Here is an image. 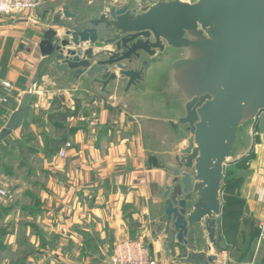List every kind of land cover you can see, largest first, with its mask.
I'll return each mask as SVG.
<instances>
[{
    "label": "water",
    "instance_id": "95a60500",
    "mask_svg": "<svg viewBox=\"0 0 264 264\" xmlns=\"http://www.w3.org/2000/svg\"><path fill=\"white\" fill-rule=\"evenodd\" d=\"M39 48L41 68L60 79L102 93L118 82L125 92L145 84L162 113L180 117L190 135L168 165L164 252L169 258L193 234L190 259L216 264L224 242L218 227L225 167L264 115V0H163L91 16L63 6ZM144 56L160 61L151 66ZM23 118V110L15 112L4 134Z\"/></svg>",
    "mask_w": 264,
    "mask_h": 264
},
{
    "label": "crops",
    "instance_id": "0c3cea01",
    "mask_svg": "<svg viewBox=\"0 0 264 264\" xmlns=\"http://www.w3.org/2000/svg\"><path fill=\"white\" fill-rule=\"evenodd\" d=\"M39 1L40 6L33 12L0 16V133L12 115L23 110L20 127L4 136V141L9 142L5 146L23 144L22 164L43 161L52 173L45 174L47 180L41 185L31 183L34 175L30 172L11 179L17 184L10 197L22 194L38 200L49 216L53 211H62L66 217L74 212V222H58L55 227H74V264L109 262L113 247L123 239L147 244L157 264L194 263L188 259L189 254L184 256L186 251L197 250L193 234L188 235V246L176 243L168 258L163 239L155 231L161 206L165 205V188L173 180L169 158L185 147L190 135L188 127L178 123L180 117L161 112L148 85L140 84L125 92L126 84L118 82L107 88L109 93H102L90 83H72L67 77L60 79L46 66L41 68L39 45L52 28L50 18L53 20L63 6L77 9L67 0ZM90 6L98 8L96 2ZM141 8L137 4L134 9ZM159 61L155 59L151 66ZM3 82L10 83L12 90L6 89ZM53 97L69 107L62 108L67 113L51 108ZM133 103L140 111L129 109ZM63 115L67 119H61ZM159 133L163 135L161 139ZM66 144L72 147L67 149ZM258 145L262 152L248 167L250 181L246 189L254 215L264 212L263 133ZM61 151H67L65 159L71 160L69 173L62 168L65 159ZM34 186L39 189L36 194ZM224 249L217 253L216 264H231L232 255Z\"/></svg>",
    "mask_w": 264,
    "mask_h": 264
},
{
    "label": "rangeland",
    "instance_id": "374dc122",
    "mask_svg": "<svg viewBox=\"0 0 264 264\" xmlns=\"http://www.w3.org/2000/svg\"><path fill=\"white\" fill-rule=\"evenodd\" d=\"M159 1L163 0H74V3L73 0H67V3L70 4V2H72L71 4H73L72 6L75 9L84 12L86 16H91L96 11L101 13L108 12L111 7L121 8L127 5L130 8H135L137 4L145 7L149 3L153 4ZM95 2L98 8L90 6ZM49 25H52L51 18L49 20ZM31 98L33 99L34 97L32 96ZM32 99H30V101ZM63 107L69 109V107L63 105L61 100H57L56 98L54 100L53 97L51 108L60 110L65 114L67 112L65 109H62ZM129 109L131 111H140V107H138L136 103L131 104ZM61 119H67V116L65 117L63 115ZM57 121L59 122V118H57ZM257 124L255 131L250 133L246 143L243 146L238 145L235 148V154L229 159L225 167V174L227 177L231 179L232 184L238 186L235 193L239 194L240 198L244 200L245 203L243 204L245 209L243 208L244 214L241 216L242 219L239 223L237 222V224H239V233L236 239V247L233 249L232 259L230 258L231 264L239 261V259H242L244 264H264V238L262 237L264 212L262 213L261 210L259 214H252L249 209L248 199L246 198V189L250 181L248 167L255 155L257 156L258 152H262V147H258V144L260 135L262 133L264 134V115H262ZM4 136L5 134L3 131L0 133V264H74V227L61 230L55 228L58 222H74V212L72 213L73 215L66 217L65 214H62V211L59 213L56 212L57 214L53 211L52 215L49 216V212L45 213L39 207L38 200L35 202L31 197L28 198L29 196L25 197L22 194L15 196L13 199L10 197L11 194H14L12 192L13 186L17 184L16 182L12 183L10 181L11 179L21 178L30 172L34 175L31 177L33 180L31 183L41 185L47 180L45 174L52 173V171H50V166L43 163V161H32L29 165L22 164L23 144L3 149L2 147H4L6 143H9L4 141ZM162 136L163 135L159 133L160 139ZM17 150L20 152L17 153ZM176 152L177 150L175 148V153ZM67 159L68 158L62 163V168L66 173H69V168L72 166L71 160ZM164 161H166V159H163V162ZM172 161L173 158L170 156L169 162L172 163ZM57 172L66 174L63 171ZM64 179L68 178L64 177ZM223 187L224 184L222 188ZM32 191L36 194L39 192V189L34 186ZM161 207L160 223L157 225L155 231L162 237L161 239H163L165 243L168 241V237L164 234L166 227L164 203ZM50 209H53V207ZM252 222L255 223L254 227L250 226ZM41 226H44L46 229ZM218 230L220 231V225ZM252 233H257V236L254 238L253 245L249 247V242L253 239L251 237ZM203 236L204 233H202V240L205 241L204 246L206 247L208 242ZM127 240L140 243L145 247V250L150 256L153 255L150 247L144 242L135 239H123L117 241L113 247L110 259L115 256L116 248L120 245L123 246L124 241ZM193 244H195V238H193ZM190 253V251H186L184 256L188 257ZM188 259L190 258L188 257ZM190 261L193 262L191 259ZM105 264H110V260L109 262H105Z\"/></svg>",
    "mask_w": 264,
    "mask_h": 264
},
{
    "label": "built area",
    "instance_id": "2783aa9c",
    "mask_svg": "<svg viewBox=\"0 0 264 264\" xmlns=\"http://www.w3.org/2000/svg\"><path fill=\"white\" fill-rule=\"evenodd\" d=\"M155 1V0H152ZM40 5L39 0H0V16H14L26 12H33ZM3 86L12 90L8 82H3ZM71 144H66V148H71ZM61 157L67 155V151H61ZM262 237L264 238V222L262 224ZM110 264H157V262L147 253L145 247L138 242L131 240L124 241V245L116 248L115 256L110 259Z\"/></svg>",
    "mask_w": 264,
    "mask_h": 264
},
{
    "label": "trees",
    "instance_id": "16d2710c",
    "mask_svg": "<svg viewBox=\"0 0 264 264\" xmlns=\"http://www.w3.org/2000/svg\"><path fill=\"white\" fill-rule=\"evenodd\" d=\"M3 149L7 148L6 146L2 147ZM233 181V180H232ZM224 187L222 188V215L220 218V232L224 238V242L226 245L225 251L232 255L233 249L236 247V239L238 236V228L239 221L242 219V214H244L243 204L244 200H242L239 194H236L235 191L238 189L237 185L232 184L231 179L227 177L224 173ZM242 205V206H241ZM241 206V207H239ZM245 209V208H244ZM254 222L250 224L251 227H254ZM248 227L249 229H252ZM257 236V233H252L251 237L252 241L249 242V247L253 245L254 238ZM238 264L243 263L242 259L237 261Z\"/></svg>",
    "mask_w": 264,
    "mask_h": 264
},
{
    "label": "flooded vegetation",
    "instance_id": "af4514ba",
    "mask_svg": "<svg viewBox=\"0 0 264 264\" xmlns=\"http://www.w3.org/2000/svg\"><path fill=\"white\" fill-rule=\"evenodd\" d=\"M98 12V11H97ZM111 49V47H107L106 49ZM144 60H149L147 57H145L144 56V58L142 59V61H144ZM150 61V64L154 61V60H149ZM203 230L201 229V231H200V235L198 236V241H199V245H202V246H200V247H203L204 245H205V243H204V241L202 240V232ZM195 238V237H194ZM187 240H188V237H187ZM188 242H189V240H188Z\"/></svg>",
    "mask_w": 264,
    "mask_h": 264
}]
</instances>
